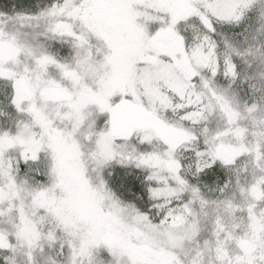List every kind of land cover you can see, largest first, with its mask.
<instances>
[{
	"label": "snow or ice",
	"instance_id": "1",
	"mask_svg": "<svg viewBox=\"0 0 264 264\" xmlns=\"http://www.w3.org/2000/svg\"><path fill=\"white\" fill-rule=\"evenodd\" d=\"M0 264H264V0H0Z\"/></svg>",
	"mask_w": 264,
	"mask_h": 264
}]
</instances>
